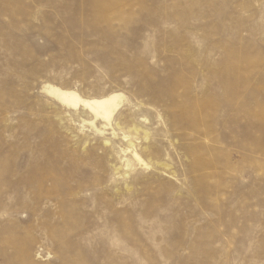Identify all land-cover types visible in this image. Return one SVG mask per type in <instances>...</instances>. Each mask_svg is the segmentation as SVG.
Wrapping results in <instances>:
<instances>
[{"label":"rangeland","instance_id":"1","mask_svg":"<svg viewBox=\"0 0 264 264\" xmlns=\"http://www.w3.org/2000/svg\"><path fill=\"white\" fill-rule=\"evenodd\" d=\"M0 264H264V0H0Z\"/></svg>","mask_w":264,"mask_h":264},{"label":"bare ground","instance_id":"2","mask_svg":"<svg viewBox=\"0 0 264 264\" xmlns=\"http://www.w3.org/2000/svg\"><path fill=\"white\" fill-rule=\"evenodd\" d=\"M40 90L46 93L49 97L53 98L58 103L71 107V108H78L81 107L82 109L90 112L94 119H101L105 122L106 125H111V121L114 118V114L118 110L121 102L124 99V96L119 91H110L105 94H101L97 97H87L82 96L77 90L71 88H64L61 86H57L51 82H44L39 86ZM158 89V88H157ZM121 121V120H120ZM94 121H91L93 124ZM126 123V122H125ZM123 124V123H122ZM127 126V125H126ZM137 126V125H136ZM113 131V129H112ZM128 131V130H127ZM129 132V131H128ZM138 132V131H137ZM115 134V131L112 132ZM127 133V132H126ZM144 133V132H143ZM142 133V134H143ZM148 133V132H146ZM129 134V133H128ZM130 135V134H129ZM134 135V134H133ZM128 135H124L126 138ZM137 136V135H136ZM145 137V136H144ZM128 138V137H127ZM131 139V138H130ZM128 140V142L130 141ZM148 139V138H147ZM132 140V139H131ZM133 141V140H132ZM134 142V141H133ZM132 143V142H131ZM133 144V143H132ZM134 146V145H133ZM132 146V147H133ZM131 147V148H132ZM128 148V147H127ZM130 148V147H129ZM135 148V147H134ZM146 148V147H145ZM124 150V149H123ZM129 150V149H128ZM125 148V151H128ZM153 150V149H152ZM132 158L139 162H143L137 150H133L132 148ZM153 152V151H152ZM156 152V151H155ZM130 153V152H129ZM155 156V155H154ZM152 157V156H151ZM133 159V160H134ZM148 160V159H147ZM127 161V159H126ZM131 163L135 162H126L125 167L131 166ZM138 163V162H137ZM146 163V162H145ZM139 165V164H138ZM134 167V166H133ZM118 168V167H117ZM152 168V167H151ZM133 169V168H132ZM131 169V170H132ZM121 171V170H120ZM124 171V169H123ZM126 171V170H125ZM129 172V171H128ZM128 174V173H127ZM13 191V190H12ZM36 191V190H35ZM8 193V192H7ZM39 198V197H38Z\"/></svg>","mask_w":264,"mask_h":264}]
</instances>
